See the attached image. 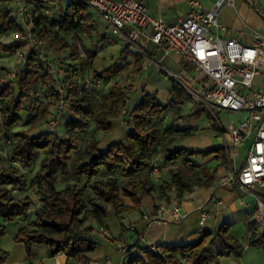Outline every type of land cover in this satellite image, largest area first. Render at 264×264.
Masks as SVG:
<instances>
[{"label": "trees", "instance_id": "1", "mask_svg": "<svg viewBox=\"0 0 264 264\" xmlns=\"http://www.w3.org/2000/svg\"><path fill=\"white\" fill-rule=\"evenodd\" d=\"M55 1L60 28L53 29L46 37V58L29 53L25 66L15 77L0 83V146L5 136L13 139L10 159L16 163L1 165L0 153V234L7 232V223L26 217L31 211L29 225L18 228L14 237L15 241L24 244L27 256L31 257L33 244H43L52 256L63 253L72 258L96 250L97 242L91 236L98 225L105 224L107 207H111L117 220L122 221L123 213L131 208L123 197L131 200L133 207H138L141 196L153 190L157 180L149 170L154 160L152 154L156 150L164 153L166 161L181 160L184 165L197 169L196 182L199 186L213 184L216 168L209 170L197 164L193 158L197 152L192 149H170L178 135L163 138L160 130L153 125V119L168 108V104H163L155 92L143 91L132 110L134 126L126 132L125 141H112L103 149L98 147V135H108L112 131L113 122L124 114L131 96L132 87L111 83V79L122 71L124 66L120 63L125 62L128 51L123 48L118 60L100 71L93 67L89 76L80 77L74 70L59 84V77L53 74L48 62L50 46L54 52L70 50V58L79 61L80 71L85 70L87 60L78 55V39L80 34H90L96 22L91 11L78 0H72L67 6L61 0ZM3 2H7L8 6L0 10V36L20 29L10 16V2L0 0V5ZM34 2L40 5L42 0ZM73 16L82 22H75ZM70 32H73L71 41L66 38V33ZM20 46L21 43L4 44L0 41V50L3 51L15 52ZM85 51L90 57L95 54L87 48ZM148 54L151 56L153 53ZM142 62L141 57L136 59L139 67L133 72L137 74L140 71ZM97 78L101 80V85H108L99 102L88 90L90 82ZM85 79H89L88 87H84ZM170 88L171 102L175 107L190 99L188 91L176 81H171ZM61 98L68 101L67 109L61 112L68 110L64 135L56 131L61 113L56 117L53 131L45 128L38 133L15 130L29 119L32 120L29 129L39 123L43 125L51 112L50 107L58 104ZM37 101L40 103L35 106ZM217 112L213 114L209 111L207 116L213 127L221 128ZM91 125L94 131L90 141L82 151H78L83 131ZM221 149L210 148L204 154L220 152ZM26 171H31L30 177ZM102 171L107 174L105 179H95ZM60 177L69 179L62 188L57 187ZM30 181L35 184L39 205H35L31 196L19 197L11 191L10 187L23 189ZM80 181L84 182V186H90L93 197H86L84 188L79 186ZM190 183V177L173 167L170 169V183L163 182L161 188L163 193L173 188L178 195H183L189 191ZM90 219L96 222V228L86 224ZM249 229L248 244L264 250V232L261 233L254 223H249ZM216 236L220 239V250L216 254L205 246L210 233L204 232L191 242L158 243L160 252L144 247L145 260L136 256L125 264H185L184 259L187 264H219L225 259L241 256L244 245L230 233L228 224H222ZM138 248L139 241H135L130 251ZM7 257L8 253L0 248V264H6Z\"/></svg>", "mask_w": 264, "mask_h": 264}, {"label": "crops", "instance_id": "2", "mask_svg": "<svg viewBox=\"0 0 264 264\" xmlns=\"http://www.w3.org/2000/svg\"><path fill=\"white\" fill-rule=\"evenodd\" d=\"M139 1L146 6L148 13L154 16H162L167 23L175 22L178 16L190 7L189 0ZM198 1L205 9H211L215 4V0ZM257 1L259 7L264 12V0ZM91 15L95 22V17H98L101 27L107 32L108 29H106L105 22L94 11H91ZM219 19L242 42H252L255 32L264 34V17L251 5L250 0H234L233 3L221 6L219 9ZM108 34L112 36L109 38L114 40L112 45L119 47L117 53L120 55L122 43L116 36L110 34L109 31ZM227 34L222 33L223 36H227ZM150 45L153 47H149ZM159 48L165 47L163 45L149 44L144 49V52L129 51L126 57L128 63L125 65L123 63L124 67L122 71L111 79V83L132 87L131 96L125 109L129 114L128 122L130 126H125L124 120L121 117L114 121L111 134L121 132L120 127H124L126 130L123 138L119 134V138L114 137L112 141L126 140V132L132 130L134 126L132 110L141 99L143 91L155 92L163 104H168V108L162 115L153 119V125L160 130L163 138L169 135H178L172 141L170 149H192L197 152L193 157L197 164L209 170L216 168L215 180L209 187L199 186L196 182L197 169L184 165L181 160L166 161L164 153L156 150L152 154V157L157 159L160 167V177L153 190L149 194L141 196L140 205L133 207L132 201L123 197L124 202L131 208L123 213L122 221L117 220L115 216L113 220L106 218L105 225L110 230L109 235H103L100 240L95 239L94 235L91 236L97 242L96 250L92 253L72 258H67L63 253H59L55 255L57 264H125L130 258L136 256L145 260L146 253L143 251L144 247H149L151 244L157 246L158 243L167 245L191 242L201 237L204 232L210 233L205 246L216 254L220 250V239L216 236V231L224 223L229 225L230 233L240 239L244 243L245 248L240 257H231L221 261L219 264H264V261H262L263 256H258L254 250L250 252L249 257L246 256V252L250 247L248 245L251 234L249 223H254L261 233L264 232L256 218L258 212L257 198L260 197L264 200V186L256 187L251 193L246 194L241 192L232 182L233 175L240 169L245 160L249 139L243 140L241 144L235 147L234 152L230 153L223 146L225 140L224 131L220 127H213L207 116L209 110L200 99H186L179 103L178 107L173 105L171 102L170 77L174 76L173 79L179 84L182 83L185 89V85L192 84L194 85L192 86L193 89L196 90H199L205 83V77L203 74H201L203 76H200L196 72L195 74L194 72H190L186 68V63L185 66H182L175 73L171 72L164 64L161 67L165 72H147L149 69L154 70L153 66L157 64H154V62L160 60L158 57L153 56V54L150 56L148 52H152L153 50L155 53ZM146 55L151 60L147 59ZM166 55L174 58L175 61H184L176 52L166 50ZM140 57L143 59L140 66L142 72L139 71L137 75L133 76V73L130 71L139 67L136 65V59ZM158 66L160 70L161 67L160 65ZM177 73L179 76L176 78ZM179 78L183 79L182 82L178 80ZM142 81H144V84ZM184 82L188 83L185 84ZM252 88L264 90L263 73H258L255 76ZM222 112L227 113L225 111L219 113ZM219 120L223 126L232 122V120L225 116L223 119L219 117ZM91 129L94 131L93 125H91ZM107 136L109 135L105 136L104 133H100L98 138L102 139ZM215 147L222 149L220 152L208 155L204 154L208 149ZM173 167L180 169L186 176L191 178L189 191L183 195H178L173 188L167 190L165 193L162 191L161 186L163 182L170 183V169ZM173 203H177L180 206L181 213L183 214L181 220L160 225L147 224L143 220L142 214L144 212L154 211L159 204H164L166 207L171 208ZM202 210H205L208 214V217L203 221H201L200 217ZM91 223L88 225H92ZM126 225H132V227L128 228ZM123 237L127 240L129 238L131 241H139V248L122 254L116 249L114 243L115 240ZM253 258H255V261H253Z\"/></svg>", "mask_w": 264, "mask_h": 264}, {"label": "built area", "instance_id": "3", "mask_svg": "<svg viewBox=\"0 0 264 264\" xmlns=\"http://www.w3.org/2000/svg\"><path fill=\"white\" fill-rule=\"evenodd\" d=\"M10 16L20 26L14 32V44L21 46L14 52L15 62L7 70L8 79L26 64L29 53H35L41 59L46 58L48 45L46 37L53 29L60 28L57 21L55 0H42L40 5L34 0H8ZM66 6L72 0H61ZM90 11H94L106 24L110 34L116 36L125 50L140 52L149 45H163L167 51L176 52L185 63H190L205 77V83L199 90L188 88L189 95L200 99L213 114L217 111L242 113L245 117L237 122L220 126L224 131V147L231 152L243 140L249 139L245 160L233 175L232 182L243 193H251L256 187L264 186V90L253 89L254 78L258 73L264 74V34L255 32L252 42L245 43L232 34L219 19V9L234 0H215L214 7L205 9L198 0H189L190 7L180 14L175 22L167 23L162 16H154L146 10L139 0H78ZM56 2V1H55ZM57 3V2H56ZM253 7L264 17V12L257 0H250ZM75 22H82L73 16ZM222 33H228L223 36ZM147 59H150L146 55ZM88 87L89 79L83 81ZM101 85L100 79L92 81ZM40 102L37 101L35 106ZM68 101L61 98L58 104L50 107L51 112L43 124L48 131H53L56 117L66 110ZM151 176L158 180L160 167L157 159L153 160L149 170ZM256 215L264 231L260 212L264 201L257 198ZM201 221L208 217L201 211ZM143 220L147 224H168L183 218L180 206L173 203L171 208L164 204L156 206L152 212H144ZM128 228L132 225H126ZM96 232L107 236L109 228L98 225ZM144 237V236H142ZM118 238L115 247L122 254L131 250L135 241ZM154 252L160 249L151 244ZM184 259V263L187 264Z\"/></svg>", "mask_w": 264, "mask_h": 264}, {"label": "rangeland", "instance_id": "4", "mask_svg": "<svg viewBox=\"0 0 264 264\" xmlns=\"http://www.w3.org/2000/svg\"><path fill=\"white\" fill-rule=\"evenodd\" d=\"M53 4H57L55 1L53 2ZM8 6L7 2H3L0 5V10L6 9V7ZM96 18V24L93 27L92 31L90 32V34H80V37L78 39V45H79V53L78 55L80 57L85 58V60H87L86 63V68L83 71L79 70V61H74L70 58V50L66 49L63 52L59 53V52H54L51 49V46L49 48V63L51 64V70L53 72L54 75L59 77V84H61L62 80H64L65 78H68V74L71 72H77L76 74L80 75V77H82L83 75L89 76L92 68H96L97 70H102L103 68H105L106 66L116 62L118 60V55L119 53H117V49H119V47H114L112 44L114 42V40L110 39L109 37H112L108 34V31L106 32L105 29H103L101 27V22L98 19V17ZM107 29V27H106ZM65 35V34H64ZM73 36V32L70 33H66V38L71 41V38ZM14 38L15 35L13 32H8V33H3L0 36V41L4 44H13L14 43ZM122 46V44H121ZM149 47H153L152 45H150ZM88 49L90 51H95L94 56L90 57V55L85 51V49ZM123 49V46H122ZM166 47L165 48H159L155 53L153 52V56L158 57L157 62H154V70H148L147 72H165L164 70H162L163 68L161 67L162 64L166 65V67H168V69L171 70V72L175 73L178 72L179 69L182 66H185V62L184 61H175L174 58H171L169 55H166ZM135 61V59H134ZM15 62V54L14 52H7V51H3L0 50V83L2 82H6L8 80V77L6 76L7 74V70L14 64ZM127 60H125L124 65L127 64ZM120 64H123L122 62ZM152 65V63H150ZM149 64V65H150ZM148 65V64H147ZM161 67V69L159 70V66ZM135 66V65H134ZM157 66V67H156ZM189 67V68H188ZM186 68L190 71V72H196L197 75L203 76L201 75L202 73L199 72L197 69L194 68V66L190 63H186ZM137 69V68H136ZM136 69L130 71L133 73L134 75H137L135 72ZM128 72V71H126ZM140 72H142L140 70ZM167 73V72H166ZM77 75V76H78ZM174 75V74H173ZM169 76H171L169 74ZM179 76V74H176V78ZM174 76L170 77V81H176L175 79H173ZM178 80H181L182 82V78H179ZM120 83V82H119ZM142 83L144 84V81H142ZM185 84H187L188 82H184ZM91 85H89V91L91 93V95L95 98V100L97 102L100 101V96L101 93H104L107 90L108 85L106 84H102L99 86H95L93 85L92 82H90ZM180 85H182V83H180ZM188 88H193L192 84H188L185 85ZM183 87V86H182ZM148 89H152V88H148ZM190 99H197L194 98L191 94ZM198 100V99H197ZM201 103V102H200ZM203 104V103H202ZM205 106V105H204ZM207 108V106H205ZM208 109V108H207ZM221 112V111H220ZM68 113V110L61 113L59 118H58V122H57V132L60 134H65L64 131V121L66 118V114ZM219 113V112H217ZM228 117L230 120H232V122H237L241 119H243L245 117V114H233V113H219V117H221V119H223V117ZM121 118L124 120V124L125 126H130V123L128 122V118H129V114L127 113V111H124V114L121 115ZM31 119L26 120L25 122L23 121L18 127H16V131L18 130H29L30 133H38L40 131H42V129H47L46 127H44L42 125V123L37 124L33 129H29L30 125H31ZM42 125V126H40ZM121 132L119 133H114L111 134V132L108 134L109 136L107 137H103L102 139H100L98 147L100 149H103L104 147H106V145L109 143H111V141L113 140L114 137L119 138V134L120 137H124L125 134V128L124 127H120ZM93 130L91 129V126L87 129H85L83 131V135L82 138L80 140V147L78 151H82L84 149L85 146H87V144L90 141V136L92 134ZM106 136V135H105ZM17 138H15L14 140H16ZM13 144V139L10 137L5 136L2 140H1V146H0V153L2 154V161H1V165L6 166L8 164H16L15 162L11 161L10 159V150ZM39 163V160L37 161V164ZM27 174L29 175V177L31 176V171H26ZM107 176V174L102 173L99 174L97 177H95V179H105V177ZM69 181L68 178H64V177H60L58 183H57V187L58 188H62L63 185ZM79 186L84 188V192L87 198L93 197L94 193L91 190L90 186L86 187L84 186V182L80 181L79 182ZM11 191L17 195V196H23V195H29L32 197V199L35 202V205H39V195L37 193L35 184L30 181V183H28V185L23 188V189H18L15 187H10ZM264 201V200H263ZM34 207V206H33ZM32 207V208H33ZM31 210V209H30ZM30 214L31 211L29 212V214H27L26 217L21 218V219H17L16 221H13L12 223H7V232L3 235L0 234V248L3 249L4 251H6L8 253V257H7V261L6 264H57L56 258L55 256L50 255L48 248L46 245L43 244H33L32 246V255L31 257L27 256V251L25 249V246L22 242H18L15 241L14 237L15 234L18 230V228L22 227V226H28L29 225V218H30ZM106 218L113 220L114 218V213L111 207H107V212H106ZM91 220L93 221L91 223ZM92 224L94 226V228H96L97 224L93 219H90L87 224ZM93 237L95 239H99L103 237V235H101L98 232H94L93 233ZM123 239H126L125 237H123ZM127 240V239H126ZM241 241V240H240ZM130 242V239L128 238V241ZM244 245V243H243ZM249 245V244H248ZM249 249L246 252V256L249 257L250 256V252L252 250L257 252L258 256H263V260L264 261V250L262 248L259 247H255V246H251L249 245ZM245 248V245H244ZM243 253V252H242ZM242 255V254H241ZM253 261H255V258H253Z\"/></svg>", "mask_w": 264, "mask_h": 264}, {"label": "bare ground", "instance_id": "5", "mask_svg": "<svg viewBox=\"0 0 264 264\" xmlns=\"http://www.w3.org/2000/svg\"><path fill=\"white\" fill-rule=\"evenodd\" d=\"M260 219L264 223V209L263 208H262V210L260 212Z\"/></svg>", "mask_w": 264, "mask_h": 264}]
</instances>
